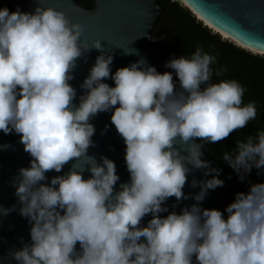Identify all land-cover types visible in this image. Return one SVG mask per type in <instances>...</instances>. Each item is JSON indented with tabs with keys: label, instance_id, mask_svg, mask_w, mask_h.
I'll list each match as a JSON object with an SVG mask.
<instances>
[{
	"label": "clouds",
	"instance_id": "9594fccd",
	"mask_svg": "<svg viewBox=\"0 0 264 264\" xmlns=\"http://www.w3.org/2000/svg\"><path fill=\"white\" fill-rule=\"evenodd\" d=\"M82 33L81 24L39 3L32 13L0 8V131L18 134L32 157L15 181L31 242L7 256L16 264H264V183L236 193L226 217L200 206L224 183L201 158L203 145L257 119L256 103H243L245 87L235 79L212 82L227 69L214 72L217 59L201 45L166 62L171 72L141 59L112 73L113 56L99 40L82 42ZM91 49L100 55L76 104L69 81ZM109 78L114 87L103 82ZM109 111L130 177L119 190L115 163L88 155L95 133L89 121ZM223 160L241 180L253 168L264 174V130L238 139ZM70 161L66 173L48 181L46 173H60ZM189 165L212 178L193 179L197 203L169 212L168 198H189L182 191Z\"/></svg>",
	"mask_w": 264,
	"mask_h": 264
},
{
	"label": "water",
	"instance_id": "95a60500",
	"mask_svg": "<svg viewBox=\"0 0 264 264\" xmlns=\"http://www.w3.org/2000/svg\"><path fill=\"white\" fill-rule=\"evenodd\" d=\"M187 9L217 31L225 34L230 39L243 47L264 54V0H180ZM51 7L61 11L70 22L79 23L83 27L80 37L82 42L89 45L93 40H99L106 54L113 56L111 72L126 67L130 63L143 59L148 65L154 66L159 73L173 70L165 67L174 55L170 50L167 36H155L154 32L161 22L165 10L160 7V0H94V8L85 10L77 0H30L19 6L21 12L32 13L35 7ZM151 37V38H149ZM136 50L135 54H125ZM100 55L96 49H91L83 57L77 59L73 70V79L70 85L76 89L78 104L79 96L84 94L80 85L88 76L89 70L95 63V58ZM254 55V54H253ZM175 77V76H174ZM103 82L114 87V82L109 78ZM111 111L98 113L89 122L95 127L92 136L94 146L89 147L88 155L95 156L99 162L104 156L112 160L116 166V174L120 177L114 190H119L121 183L129 182V173L125 163V144L123 139L111 124ZM18 134H4L0 131V264H16L10 256L11 250H19L24 243H30L31 224L19 214L18 198L15 196V181L19 169L28 168L32 157L24 151ZM200 143L199 139H196ZM203 160L209 162L204 150ZM64 165L62 171L46 173L48 181L54 176L66 173L71 164ZM190 169L191 166L189 165ZM85 179L90 173H83ZM210 179L205 177L203 169H191L187 175V182L182 189L188 199L176 201L170 197L163 206L169 212L180 213L185 206L197 203L192 197L200 191L199 186L193 188L191 181ZM44 181L42 183H46ZM175 205V207H173ZM15 206V208H13ZM205 209H217L224 213L227 207L222 200L218 188L208 190L205 199L200 202ZM4 209H11L4 214ZM168 213H161V216ZM225 217L227 213H224ZM151 215H146L141 221V226H146ZM79 247V245H77Z\"/></svg>",
	"mask_w": 264,
	"mask_h": 264
},
{
	"label": "trees",
	"instance_id": "16d2710c",
	"mask_svg": "<svg viewBox=\"0 0 264 264\" xmlns=\"http://www.w3.org/2000/svg\"><path fill=\"white\" fill-rule=\"evenodd\" d=\"M29 1L0 0V8L7 7L10 12H14L17 7ZM77 2L85 10L94 8V0H77ZM160 7L165 10V14L154 35L168 37L172 54L175 57L181 55L187 57L197 45L203 46L205 51L211 52L217 59V63L212 66L214 72L216 69H227L221 77L214 75L212 82H219L221 79L237 80L246 89L243 103L254 101L257 105L256 120L251 121L244 128L235 130L221 141L203 145L211 167L220 170L217 178L224 183L217 188L225 205L228 206L234 202L236 193L247 192L251 184L264 183V174L258 175L255 168L241 180L223 160L225 152L232 153L236 149L238 139L255 136L257 131L264 130V56L253 55L233 43L220 41L221 38L217 34L210 35V30L197 21L196 16L184 8L178 0H160Z\"/></svg>",
	"mask_w": 264,
	"mask_h": 264
},
{
	"label": "bare ground",
	"instance_id": "6f19581e",
	"mask_svg": "<svg viewBox=\"0 0 264 264\" xmlns=\"http://www.w3.org/2000/svg\"><path fill=\"white\" fill-rule=\"evenodd\" d=\"M178 1H180V0H178ZM181 2V1H180ZM182 3V2H181ZM197 17V16H196ZM199 18V17H198ZM200 19V18H199ZM201 20V19H200ZM201 21H203V20H201ZM204 22V21H203ZM205 23V22H204ZM205 25L206 26H209V28H211L214 32H216V33H220L221 34V36L223 37V40H231L232 42H234L237 46H238V48H241V49H243V50H246V51H249V52H253L254 54L255 53H257V52H255V51H252V50H249V49H247V48H245V47H243L242 45H240L239 43H236L234 40H232V39H230L228 36H226L225 34H223V33H221V32H219V31H217L216 29H214L212 26H210L209 24H207V23H205ZM258 54H261V53H258ZM261 55H264V54H261Z\"/></svg>",
	"mask_w": 264,
	"mask_h": 264
},
{
	"label": "rangeland",
	"instance_id": "374dc122",
	"mask_svg": "<svg viewBox=\"0 0 264 264\" xmlns=\"http://www.w3.org/2000/svg\"><path fill=\"white\" fill-rule=\"evenodd\" d=\"M180 2V1H179ZM181 3V2H180ZM182 4V3H181ZM182 6L184 7V8H187L185 5H183L182 4ZM194 15V14H193ZM196 20L197 21H201L198 17H196ZM202 22V25L203 26H205L206 28H207V30H211L210 32V35H219L220 36V38H221V40L220 41H222L223 40V37L221 36V34L220 33H216V32H214L211 28H209V26H206L205 25V23L203 22V21H201ZM223 41H227L228 43H233L234 45H236L234 42H232L231 40H223ZM237 46V45H236ZM238 47V46H237ZM246 51V50H245ZM247 52H249V51H247ZM251 54H254L253 52H250ZM254 55H258V56H264V55H261V54H258V53H255Z\"/></svg>",
	"mask_w": 264,
	"mask_h": 264
},
{
	"label": "flooded vegetation",
	"instance_id": "af4514ba",
	"mask_svg": "<svg viewBox=\"0 0 264 264\" xmlns=\"http://www.w3.org/2000/svg\"><path fill=\"white\" fill-rule=\"evenodd\" d=\"M165 216V215H164Z\"/></svg>",
	"mask_w": 264,
	"mask_h": 264
}]
</instances>
